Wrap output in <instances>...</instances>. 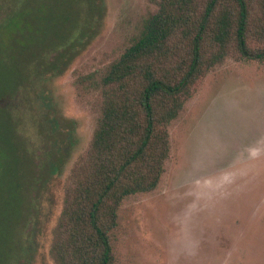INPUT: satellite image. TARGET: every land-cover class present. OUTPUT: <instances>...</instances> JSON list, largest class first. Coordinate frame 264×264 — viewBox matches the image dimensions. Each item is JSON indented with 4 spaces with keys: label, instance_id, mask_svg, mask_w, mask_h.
<instances>
[{
    "label": "rangeland",
    "instance_id": "rangeland-1",
    "mask_svg": "<svg viewBox=\"0 0 264 264\" xmlns=\"http://www.w3.org/2000/svg\"><path fill=\"white\" fill-rule=\"evenodd\" d=\"M156 3L0 0V264H56L66 185L99 116L95 79ZM170 135L160 185L120 207L114 264H264V65L226 59Z\"/></svg>",
    "mask_w": 264,
    "mask_h": 264
},
{
    "label": "trees",
    "instance_id": "trees-1",
    "mask_svg": "<svg viewBox=\"0 0 264 264\" xmlns=\"http://www.w3.org/2000/svg\"><path fill=\"white\" fill-rule=\"evenodd\" d=\"M62 55L47 67L63 69ZM226 59L264 65V0H157L95 79L99 116L66 185L50 249L56 264H114L121 205L160 185L171 125Z\"/></svg>",
    "mask_w": 264,
    "mask_h": 264
}]
</instances>
